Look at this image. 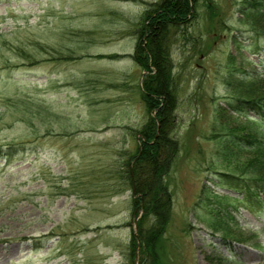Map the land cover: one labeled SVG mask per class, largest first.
I'll list each match as a JSON object with an SVG mask.
<instances>
[{
    "label": "rangeland",
    "instance_id": "obj_1",
    "mask_svg": "<svg viewBox=\"0 0 264 264\" xmlns=\"http://www.w3.org/2000/svg\"><path fill=\"white\" fill-rule=\"evenodd\" d=\"M150 1L0 0V143H21L0 158V264H140L128 258L126 169L149 113L129 53ZM242 5L196 0L167 33L179 146L163 177L160 264H264V204L245 205L218 172L224 132L246 121L226 103L225 79L264 72V18ZM210 208L228 210L244 238L224 240Z\"/></svg>",
    "mask_w": 264,
    "mask_h": 264
},
{
    "label": "trees",
    "instance_id": "obj_2",
    "mask_svg": "<svg viewBox=\"0 0 264 264\" xmlns=\"http://www.w3.org/2000/svg\"><path fill=\"white\" fill-rule=\"evenodd\" d=\"M195 1L158 0L151 3L152 6L144 11L143 22L136 31L137 42L133 57L147 69L142 79L141 95L148 112L155 110V114H149L140 129L143 139L140 141V147L138 146L127 161L126 169L127 180L134 186L136 194L133 198L135 213L142 209V215L137 219V233L131 234L128 258L134 260L138 246L140 264H160L156 242L165 230L171 209V193L163 177L169 172L179 146L178 140L170 134L172 112L177 106V97L174 74L167 55V33L172 26L186 24L191 16L190 4ZM242 3L240 11L243 14L264 18V0H242ZM232 76L225 79L230 85L226 102L238 114H244L246 121L229 129L227 127L228 132H224L228 140L221 149V156L227 168L221 173V181L240 193L242 200L250 207L262 206L264 72L249 71L240 78ZM258 81L263 82L261 86H257ZM250 112H254L256 117L249 115ZM8 153L3 151L0 144V155ZM210 210V217L206 222L213 230H221L223 239L244 238L240 237L244 232L238 231L240 228L230 218L229 213L225 215L219 214L220 209ZM213 211L218 215L214 217ZM147 218L150 219L149 224H145Z\"/></svg>",
    "mask_w": 264,
    "mask_h": 264
}]
</instances>
